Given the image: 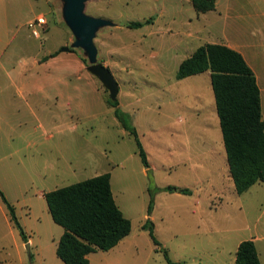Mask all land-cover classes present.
Here are the masks:
<instances>
[{
  "label": "rangeland",
  "instance_id": "1",
  "mask_svg": "<svg viewBox=\"0 0 264 264\" xmlns=\"http://www.w3.org/2000/svg\"><path fill=\"white\" fill-rule=\"evenodd\" d=\"M68 5L67 0H0V67L3 64L5 68H0V94L9 92L8 71L14 77L18 73L25 97L30 95L29 103L21 98L14 102V108L4 107L8 122L3 125L5 133L10 138L21 137L16 145L19 155L3 160L0 190L15 207L28 242L11 223L0 197L1 260L9 264H64L56 250L65 230L53 221L44 194L109 172L120 207L132 223V233L110 251L91 254V264H167L163 252L157 250L143 228L151 191L165 186L186 187L194 192L186 200L166 199L164 192L154 196L159 206L154 214L155 234L170 258L182 264H230L228 252L233 245L226 242L221 231L235 229L238 239H249L251 234L264 236V183L238 195L228 181L231 176L225 172V163L207 158L205 164L177 166L178 159L170 150L177 136L171 125L170 117L176 109L171 101L176 104L177 96L186 93L192 103L190 87L176 77L179 65L189 56L188 50L201 43L191 34L201 32L202 44L222 38L223 32H203L207 23L209 26L215 21L211 19L214 16L198 14L190 0H86L83 13L104 22L95 27L93 59L89 49L79 44L80 38L67 16ZM38 15L44 16L48 24L36 37L29 25ZM148 20L151 23L140 29L127 27L130 22ZM263 23L249 22L251 27ZM66 47L71 51L63 52ZM258 59L256 65L262 61ZM47 60L59 64L43 69L27 66L29 62ZM93 64L109 68L118 81L121 109L132 120L145 150L151 153L153 171L144 173L134 137L122 127L115 108L107 104L109 91L88 71ZM256 71L264 86V65L256 66ZM43 73L46 77L66 76V94L58 97L53 88L49 96L33 95L34 84ZM54 124L65 127L60 137L67 145L62 179L48 181L43 164L49 154L48 144L35 148H26V144L29 138L38 141L45 129L55 133L50 132ZM23 134H28L27 140ZM191 136L193 142L200 138L208 141L215 134L207 131ZM219 137L222 142L221 130ZM33 156L40 173H34L33 166L28 165ZM18 157L24 161L19 167L13 162ZM6 166L13 169L8 171ZM199 179L205 180L199 186L202 189L196 185ZM29 239L33 241L30 251ZM258 246L264 264V241Z\"/></svg>",
  "mask_w": 264,
  "mask_h": 264
},
{
  "label": "trees",
  "instance_id": "2",
  "mask_svg": "<svg viewBox=\"0 0 264 264\" xmlns=\"http://www.w3.org/2000/svg\"><path fill=\"white\" fill-rule=\"evenodd\" d=\"M198 14L216 9V0H190ZM130 22L127 27L140 29L150 24ZM211 72V83L220 120L230 176L238 195L254 185L264 183V119L261 92L254 71L237 51L220 44H205L185 59L177 72L181 80ZM122 127L134 137L142 163L150 169L147 153L136 127L120 108L119 101L109 99ZM150 172V170L148 171ZM158 192L191 195L190 189L175 186L151 191L148 219L143 228L149 232L157 250L163 252L167 264L174 262L155 234L150 216L154 210V196ZM0 197L9 213L10 221L20 232L24 242L28 237L21 226L15 207L0 190ZM53 221L64 228L56 254L64 264H90L89 256L97 251H110L132 232V223L117 205L109 173L99 175L44 194ZM0 264L4 263L0 258ZM235 264H262L253 240L243 241L237 250Z\"/></svg>",
  "mask_w": 264,
  "mask_h": 264
},
{
  "label": "crops",
  "instance_id": "3",
  "mask_svg": "<svg viewBox=\"0 0 264 264\" xmlns=\"http://www.w3.org/2000/svg\"><path fill=\"white\" fill-rule=\"evenodd\" d=\"M204 15L214 16L211 19H214L215 21H211L213 24L210 22L209 26L207 23L205 27V31L203 32H209V34L211 32H223V35L221 36L222 38L217 39V41H207V43L202 44L201 40H204V39L200 38L201 32H195L194 34H191L190 37L194 41L199 40L201 43L200 44L197 43L196 46L198 47H196V49H194L195 47L194 48L192 47L191 50H188L189 51L188 57H190L199 47L205 44L225 45L239 52L244 57L247 64L254 71V74L257 78V83L259 85L260 92H261L262 115L264 119V86L261 85V77L256 71V66L261 67L264 65V62H263L264 61V25L262 26L260 25L256 27L257 25L253 24V27H251V25L249 24V22H257V21L264 22V0H216V9L214 11L204 13ZM187 49L188 48H186L184 51H186ZM188 57H186L185 59H187ZM258 58H260V61L261 60L262 61L259 63V65H256L255 63L257 60H259ZM183 61H181V63ZM33 64L34 66H31ZM33 64H30L29 62V65L27 66H30L31 69H40V67L43 69V68H51L54 65H58L59 63L56 61L54 62V61L47 60L45 62L36 61ZM1 66L2 68L1 67L0 68L2 69V71H4L5 69L4 65L1 64ZM24 74L26 73L24 72ZM6 75L8 77L7 83H6V90H8L9 92L7 94H0V98L2 100V105H0L1 106L0 108V154L7 152L6 154L8 155H5L4 157L0 156V169H3V160H9L5 157H9L13 159L15 158L16 154L19 155V149H16V145L19 144L18 139H20L21 137V135L19 134L17 138H12V137L10 138L9 135L5 133V129L3 128V125H4V122H6L7 124L8 122L6 121L7 119L4 118V107L9 109V107L11 106L12 108H14V105H15L14 102H17L18 99H21V98L24 99L25 102L29 103L28 97L30 96L28 94V97H25L24 92L26 91V89L22 83L21 84L19 83L20 78L18 76V73H17V77H14V73H11L8 71L6 72ZM181 81L185 82L187 86L190 87V90L192 91V95H191L192 103L190 104V99L188 98L189 96H187L186 93H184L183 95L180 93L177 96V99L175 101L176 104H174L173 100L171 101V105L176 107V109L172 112V115L170 117L171 125L173 127L174 133H176L177 136L174 139V142H175L174 147L171 148L170 150L172 151V154L176 156L178 159L177 166H180L182 164H192V165H196V164L200 165L201 163L205 164L206 159L208 158L210 160L212 159L215 160V163L217 164L225 163L224 164L225 172H227L230 175L227 155H226L225 146L223 142V135H222V142L219 137V131L221 130V126H220V120L218 117L215 96H213L214 92H212L213 88L211 89L212 87L211 72L206 71L198 75H194V76L181 79ZM67 82L68 81H67L66 76L52 77L50 75L46 77L45 74L43 73V75L40 78H38V81L34 84L33 95H35V93H38L39 95L43 94L44 96H49L48 91L54 88L55 94L58 97H62V95L66 94ZM205 85H207L208 87H207V90L206 89L204 90V92L206 91V93L204 94L202 93V91ZM184 90H187V89H184ZM8 97L10 99H7ZM205 97H206L207 102L205 100ZM7 100H9V103L6 105L5 101ZM57 101L59 100L57 99ZM203 103H207L208 106L203 105ZM29 110H31L33 115H36V112L34 109H32V107H29ZM63 128L65 129V127H63L62 125L57 126L54 124L53 129L50 130V132H55L56 134L55 133L49 134L48 132L49 129L48 130L45 129L44 130L45 132L39 136L38 141L34 139L31 140V138H29L30 141H28L26 144V148H35L37 146L39 147L44 143L48 144L47 148L50 149L49 154H48L47 159L43 163L45 166V171L48 174L45 176L48 179V181H57V180L62 179L61 173L64 171V163H65V159H64L65 151L64 150L66 149V145H67L66 143L62 141V137H60L62 133H64ZM207 131L209 133L215 134V137H213L214 139L205 141V140H201L200 138L198 141H195V142L191 140V137H192L191 134L193 133L201 134V132L206 133ZM221 134H222V131H221ZM34 135L35 134H33V136ZM23 136L25 140H27L28 134H25V135L23 134ZM53 139L54 140L56 139L55 143L50 144V142ZM146 153H147L148 162L150 165L149 170L153 171L155 167L153 166L150 160L151 153L149 154L147 151ZM15 161L13 160V162L18 167L20 165H24V161L22 160L19 161V157L15 159ZM28 165L33 166L31 168V171L33 170L34 173H37V172L40 173L39 171L40 169L37 165L35 156L31 158ZM6 169L8 170V166H6ZM11 169L13 168H9L8 171H10ZM149 170L144 167L145 174H147ZM106 173H109V172H105L103 174H106ZM199 180L200 181L196 185L199 189H202L199 186L204 184L205 180H201V179ZM228 181L230 182L231 186L234 188L233 191L237 194L231 177L228 178ZM260 184L254 185L246 193H248L249 191L254 189L255 186L260 185ZM111 187H112L114 199L117 205L119 206V208L121 209L120 204L115 195L112 177H111ZM165 187H162V188H165ZM0 188H1V185H0ZM179 188H182V187H179ZM183 189H190V188L184 187ZM164 193L167 194L166 199H170V200L175 199V198L186 200L187 198H189V195H183L180 193H167V192H164ZM193 193L194 192L192 191V194H191L192 196H193ZM199 201L201 200L198 199V202ZM224 202L225 201L223 199L221 204H223ZM197 209H199V207H197ZM158 210H159V206H157L156 204L150 216L153 223L155 221L154 214H156ZM123 214L125 216L124 212ZM146 219H148V206L146 208ZM155 229H156V225H155ZM221 233L224 234L223 238H225L226 242L229 241L231 245H233V247L229 249V252H228V254H230V257H229L230 264H235L238 247L243 241H247V240H253L255 242L258 253H259V257L262 263L258 245L262 241H264V236L259 237V236L251 234L249 239H245V238L238 239V231L232 228L222 229ZM129 236L123 239L118 244V246L124 243V241H126V239H128ZM29 243H30V248H31V244L33 243V241L29 239ZM3 262L6 264H9L5 260H3ZM175 262L182 264V261L179 259Z\"/></svg>",
  "mask_w": 264,
  "mask_h": 264
},
{
  "label": "water",
  "instance_id": "4",
  "mask_svg": "<svg viewBox=\"0 0 264 264\" xmlns=\"http://www.w3.org/2000/svg\"><path fill=\"white\" fill-rule=\"evenodd\" d=\"M86 0H67V16L73 28L76 30L80 40L79 44L89 49L92 53L93 59L96 57V48L94 46L93 38L95 27L102 25V20L93 19L83 13L84 2ZM63 52H70V48L66 47ZM88 71L94 75L110 93V99L112 101L118 100L119 83L111 73L110 69L103 64H93L88 67ZM28 251H30V244L27 245Z\"/></svg>",
  "mask_w": 264,
  "mask_h": 264
},
{
  "label": "built area",
  "instance_id": "5",
  "mask_svg": "<svg viewBox=\"0 0 264 264\" xmlns=\"http://www.w3.org/2000/svg\"><path fill=\"white\" fill-rule=\"evenodd\" d=\"M47 21L44 16H38L30 25L29 27L32 28L33 33L36 37H38L39 33L44 32Z\"/></svg>",
  "mask_w": 264,
  "mask_h": 264
}]
</instances>
